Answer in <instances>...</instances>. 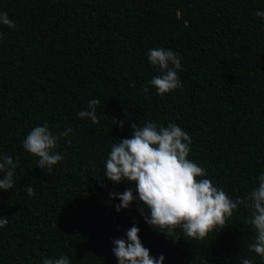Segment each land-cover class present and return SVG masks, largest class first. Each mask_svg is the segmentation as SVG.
Listing matches in <instances>:
<instances>
[{"label": "trees", "instance_id": "16d2710c", "mask_svg": "<svg viewBox=\"0 0 264 264\" xmlns=\"http://www.w3.org/2000/svg\"><path fill=\"white\" fill-rule=\"evenodd\" d=\"M257 9L264 0H0L16 25H0V152L19 161L14 185L0 190V215L8 218L0 264H41L60 254L71 264H116L111 238L133 222L163 264H240L242 256L264 264L248 248L255 233L244 203L219 231L196 239L177 227L174 238L146 224L135 201L115 211L109 191L134 183L102 176L113 139L131 135V123L172 121L191 137L188 157L228 195L244 197L255 186L264 171ZM157 46L182 56V85L163 95L142 90L158 74L146 57ZM92 97L100 100L95 123L77 116ZM44 121L63 153L50 171L22 147Z\"/></svg>", "mask_w": 264, "mask_h": 264}, {"label": "clouds", "instance_id": "9594fccd", "mask_svg": "<svg viewBox=\"0 0 264 264\" xmlns=\"http://www.w3.org/2000/svg\"><path fill=\"white\" fill-rule=\"evenodd\" d=\"M255 14L264 21V9H257ZM0 25L16 26L5 10H0ZM2 38L3 33H0ZM146 57L158 69V74L146 82L142 88L144 92L152 86L157 94L163 95L182 85L178 75V70L183 68L182 56L178 52L157 46L147 49ZM99 103V98L92 97L86 109L77 111V116L98 122L96 106ZM130 127L133 129L131 135L113 139L103 164L102 176L113 184L134 183V187L122 192L109 191L115 211L127 209L135 201L144 222L157 231L172 236L170 234L179 227L184 235L201 239L211 231H219L232 212L244 203L250 211L246 222L255 233L248 248L264 260V171L257 174L255 186L244 197L233 198L212 182L202 164L188 157L191 137L179 124L146 120L131 123ZM71 131L68 127L59 135L66 137ZM57 141L58 135L44 121L27 132L22 147L38 157L36 166L50 171L63 159V153L56 151ZM18 164L12 155L0 152V190L12 188ZM26 192L33 195V187L27 185ZM7 223L8 218L0 215V228ZM139 232L140 228L133 222L123 235L111 238L116 264H163L164 254L151 255ZM41 264L71 262L68 255L60 254L42 258ZM240 264H254V261L242 256Z\"/></svg>", "mask_w": 264, "mask_h": 264}]
</instances>
